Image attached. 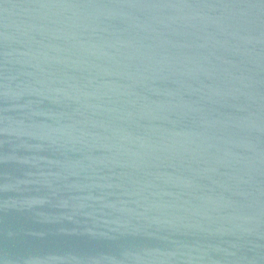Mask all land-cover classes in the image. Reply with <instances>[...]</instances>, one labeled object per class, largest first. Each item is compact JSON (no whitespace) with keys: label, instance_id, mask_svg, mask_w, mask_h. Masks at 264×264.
Wrapping results in <instances>:
<instances>
[{"label":"water","instance_id":"water-1","mask_svg":"<svg viewBox=\"0 0 264 264\" xmlns=\"http://www.w3.org/2000/svg\"><path fill=\"white\" fill-rule=\"evenodd\" d=\"M0 264H264V0H0Z\"/></svg>","mask_w":264,"mask_h":264}]
</instances>
